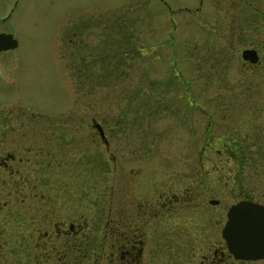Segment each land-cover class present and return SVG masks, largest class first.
<instances>
[{"label":"rangeland","instance_id":"obj_1","mask_svg":"<svg viewBox=\"0 0 264 264\" xmlns=\"http://www.w3.org/2000/svg\"><path fill=\"white\" fill-rule=\"evenodd\" d=\"M261 4L264 9V0ZM197 5V0H0V16L11 12L0 20V30L18 41L0 51V115L35 116L38 141L49 130H65L70 170L74 159H87L86 195H96L91 211L96 205L97 212L106 210L112 161L109 152L100 161L88 154L93 123H82L79 116L85 115H97L104 127L115 178L131 190L122 193L127 209L152 188L191 194L184 203L192 208L204 202L208 217L197 211L176 220L184 234L175 242L173 234L156 232L162 221L168 225L166 219L149 220L150 264H196L210 245L202 229L216 239L220 234L222 204L240 197L264 201V86H256L264 83V69L240 65L238 49L246 42L220 33L222 6L209 0L194 13L182 10ZM188 99L214 112L208 137L206 115ZM47 122L51 129L42 125ZM227 131L247 142L244 152L224 153ZM22 141L29 144L32 136ZM95 162L99 172L87 167ZM70 170H60L64 182ZM48 174L42 172L40 180ZM253 264H264V257Z\"/></svg>","mask_w":264,"mask_h":264},{"label":"flooded vegetation","instance_id":"obj_2","mask_svg":"<svg viewBox=\"0 0 264 264\" xmlns=\"http://www.w3.org/2000/svg\"><path fill=\"white\" fill-rule=\"evenodd\" d=\"M197 1L198 5L194 8L184 6L182 10L194 13L209 0ZM214 6H222L224 25L220 33L224 36L228 33V36L246 42L238 49L240 56L246 50L250 55L252 53L253 56H257V61L254 62L241 56L240 65L247 70H259L261 67L264 69V9L261 0H221L219 4L214 0ZM9 16L10 13L1 15L0 20L5 21ZM230 42L233 41L228 40V44ZM256 86H264V83H257ZM229 101L227 103L225 101L226 106H230ZM188 103L189 106L200 107L206 115L205 133L208 137L213 132L211 127L213 128L215 119L214 112L194 99H188ZM96 116H79V119L82 123L88 122L90 125L93 123L91 137L93 143L90 148L92 152L88 154H92L96 160L99 159L98 161L102 153L109 152L111 155L112 177L107 197L108 204L106 210L105 206L101 208L104 214L95 210L96 206L99 208L98 205L94 206L95 211H91L92 208L89 207L90 203L96 201V195L94 197L86 195L84 178L86 157L83 156L81 162L79 157L74 159L76 163L70 170V141L64 139L65 130L41 133L44 136L43 140L38 141L33 137L38 124L32 120L35 116L27 119L12 114L0 115V264H150L146 260V249L150 247L147 244L149 239L147 225L151 218L166 219L168 225L163 221L162 225L158 222L160 228L156 232L162 236L173 234L172 241L175 242L184 234L177 228V219L191 217L197 211L205 212V216L208 217L204 202L195 208L184 203L185 200L192 199L191 194L179 197L171 194L170 190L158 192L155 188L151 189L152 193L147 191L151 193L150 196L136 201L127 209L123 201L128 200V197L122 193L131 190L126 188L127 181L115 178L117 169L113 164L115 157L110 151V142L105 136L103 125L100 124L102 135L99 126H96L98 123ZM42 125L50 129L53 127L49 122ZM230 128L235 126L230 124ZM28 133L32 136V142L23 144L24 135ZM224 136L226 139L222 149L225 154L245 151L243 145L247 144L246 141L244 143V140L237 141L230 131L222 135ZM11 138H16L17 141L13 145H8L7 141ZM87 167H94L99 172L101 164L95 162ZM62 169L71 171L70 174L65 173L71 177L68 176L66 182L60 178L64 174L60 171ZM45 170H48L49 174L40 180L39 175L42 176ZM55 185L56 190H52ZM70 185L73 187L69 188ZM42 187L46 188L45 192L41 190ZM79 190L83 191V194L74 195V192ZM240 199L250 198L240 197L230 203L225 202L221 205L219 213L216 211L221 218L224 217L217 239L209 237L211 231H208V228L202 229L205 230L203 232L205 237L202 238L210 240V245L203 248V258L195 260L196 264H253L259 260L236 257L229 249L228 240L222 235L229 208L233 202ZM255 201L264 204L263 200ZM216 203L218 205L220 201ZM203 225H207V222ZM184 238L185 242L195 245V240L189 242L186 235ZM159 247L157 243V247L153 248Z\"/></svg>","mask_w":264,"mask_h":264},{"label":"water","instance_id":"obj_3","mask_svg":"<svg viewBox=\"0 0 264 264\" xmlns=\"http://www.w3.org/2000/svg\"><path fill=\"white\" fill-rule=\"evenodd\" d=\"M16 45L17 40L11 33L0 32V50L11 49ZM242 57L252 62L257 61V56H253L252 53L250 55L247 50L243 51ZM98 128L102 135V129ZM222 235L228 240L229 249L236 257L262 258L264 256V205L252 200H239L232 204Z\"/></svg>","mask_w":264,"mask_h":264}]
</instances>
